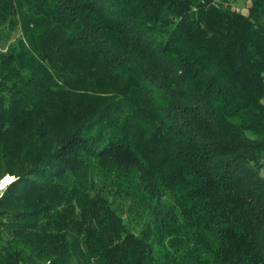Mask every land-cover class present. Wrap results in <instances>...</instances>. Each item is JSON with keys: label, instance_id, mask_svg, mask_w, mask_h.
<instances>
[{"label": "trees", "instance_id": "obj_1", "mask_svg": "<svg viewBox=\"0 0 264 264\" xmlns=\"http://www.w3.org/2000/svg\"><path fill=\"white\" fill-rule=\"evenodd\" d=\"M0 0V264H264V0Z\"/></svg>", "mask_w": 264, "mask_h": 264}, {"label": "rangeland", "instance_id": "obj_2", "mask_svg": "<svg viewBox=\"0 0 264 264\" xmlns=\"http://www.w3.org/2000/svg\"><path fill=\"white\" fill-rule=\"evenodd\" d=\"M251 4H252L251 0H240L237 3H235V7L243 11L244 13H248V10ZM3 180H5V177L3 178Z\"/></svg>", "mask_w": 264, "mask_h": 264}, {"label": "clouds", "instance_id": "obj_3", "mask_svg": "<svg viewBox=\"0 0 264 264\" xmlns=\"http://www.w3.org/2000/svg\"><path fill=\"white\" fill-rule=\"evenodd\" d=\"M15 179H16L15 177H11V178H7V179H5V180H3V181H0V185H2V186H0V196L3 195L4 190L6 189V187H7L10 183L14 182Z\"/></svg>", "mask_w": 264, "mask_h": 264}, {"label": "bare ground", "instance_id": "obj_4", "mask_svg": "<svg viewBox=\"0 0 264 264\" xmlns=\"http://www.w3.org/2000/svg\"><path fill=\"white\" fill-rule=\"evenodd\" d=\"M7 178H11V176H6L5 179H7Z\"/></svg>", "mask_w": 264, "mask_h": 264}, {"label": "snow or ice", "instance_id": "obj_5", "mask_svg": "<svg viewBox=\"0 0 264 264\" xmlns=\"http://www.w3.org/2000/svg\"><path fill=\"white\" fill-rule=\"evenodd\" d=\"M0 186H2V185H0Z\"/></svg>", "mask_w": 264, "mask_h": 264}]
</instances>
